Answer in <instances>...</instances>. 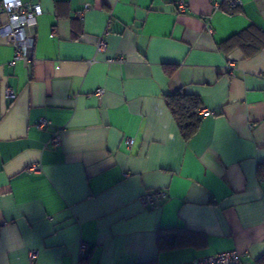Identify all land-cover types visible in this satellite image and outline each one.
<instances>
[{
  "label": "crops",
  "instance_id": "obj_1",
  "mask_svg": "<svg viewBox=\"0 0 264 264\" xmlns=\"http://www.w3.org/2000/svg\"><path fill=\"white\" fill-rule=\"evenodd\" d=\"M35 1L33 60L12 62V42L0 39V264H186L232 249L256 264L264 47L246 57L220 44L250 26L264 31V0ZM117 56L125 61H109ZM179 89L210 110L189 141L165 100ZM149 189L168 197L144 206ZM170 227L206 243L159 252L157 232Z\"/></svg>",
  "mask_w": 264,
  "mask_h": 264
},
{
  "label": "built area",
  "instance_id": "obj_2",
  "mask_svg": "<svg viewBox=\"0 0 264 264\" xmlns=\"http://www.w3.org/2000/svg\"><path fill=\"white\" fill-rule=\"evenodd\" d=\"M215 6H219L218 0H213ZM231 8H236L242 4L241 0H227ZM89 4H86L85 10H88ZM180 9L183 11L186 7L184 1L179 3ZM43 13L42 5L35 0H0V39L12 42L16 54L12 62L33 60V49L36 44V35L34 28L37 26L38 18ZM83 12H80L82 15ZM82 17V16H81ZM107 43L103 38L98 42L97 50L105 51ZM109 61L124 62L123 56H117L109 59ZM229 68L233 67V61L228 59ZM105 92L104 88H98L96 94L101 97ZM6 97L12 100L16 97V92L12 88L6 89ZM210 113V110L204 106L199 108V114L205 116ZM50 124L47 118H41L38 122L39 127H46ZM51 143L53 146H59L62 143V136L55 135ZM127 145H132L134 139L127 137L125 139ZM30 170L36 171L38 165H32ZM168 197V192L165 189H149L145 190L140 197L141 203L144 206H153L155 202L165 200ZM88 246H81V255L85 256ZM36 251H32L34 257ZM186 264H244L241 259V253L236 250H226L213 255L203 256L187 262Z\"/></svg>",
  "mask_w": 264,
  "mask_h": 264
},
{
  "label": "trees",
  "instance_id": "obj_3",
  "mask_svg": "<svg viewBox=\"0 0 264 264\" xmlns=\"http://www.w3.org/2000/svg\"><path fill=\"white\" fill-rule=\"evenodd\" d=\"M234 47L242 49L246 57L256 55L264 47V31L258 27L250 26L220 44L222 49ZM176 69V65H164V70L169 76L173 75ZM165 100L183 139L189 141L197 134L201 126L202 116L199 114V108L203 106L201 98L179 89L167 94ZM205 243V235L199 231L170 227L161 228L157 232V248L159 252L187 246L199 247ZM136 264H158V261L155 259ZM256 264H264V254L257 259Z\"/></svg>",
  "mask_w": 264,
  "mask_h": 264
}]
</instances>
